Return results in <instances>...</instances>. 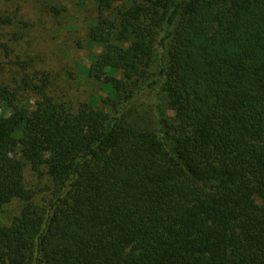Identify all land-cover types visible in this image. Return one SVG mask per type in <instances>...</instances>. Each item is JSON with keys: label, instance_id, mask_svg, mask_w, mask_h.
I'll list each match as a JSON object with an SVG mask.
<instances>
[{"label": "trees", "instance_id": "obj_1", "mask_svg": "<svg viewBox=\"0 0 264 264\" xmlns=\"http://www.w3.org/2000/svg\"><path fill=\"white\" fill-rule=\"evenodd\" d=\"M80 1L110 110L0 80V264H264V0Z\"/></svg>", "mask_w": 264, "mask_h": 264}, {"label": "rangeland", "instance_id": "obj_2", "mask_svg": "<svg viewBox=\"0 0 264 264\" xmlns=\"http://www.w3.org/2000/svg\"><path fill=\"white\" fill-rule=\"evenodd\" d=\"M97 15L93 1L0 0V16L5 17L0 22V80L20 84L24 73L46 70L52 81L48 93L55 99L66 101L73 109L98 99L100 108L110 110L105 101L108 91L87 70L102 50L89 42L88 32ZM164 106L162 94L141 90L135 101L140 125L155 126ZM25 182L35 192L36 202L45 205L51 196L50 177L27 166ZM16 209L15 202L7 205L0 213L2 221L7 222Z\"/></svg>", "mask_w": 264, "mask_h": 264}]
</instances>
